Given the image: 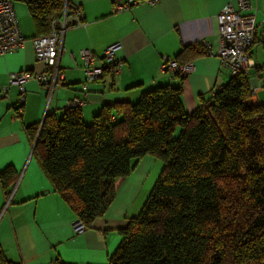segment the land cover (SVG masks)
I'll use <instances>...</instances> for the list:
<instances>
[{
  "label": "trees",
  "instance_id": "16d2710c",
  "mask_svg": "<svg viewBox=\"0 0 264 264\" xmlns=\"http://www.w3.org/2000/svg\"><path fill=\"white\" fill-rule=\"evenodd\" d=\"M16 1L36 36L51 31L65 4L74 9L68 0ZM186 50L181 64L203 54ZM251 97L249 76L239 74L189 113L182 88L160 86L135 103L105 105L91 124L69 106L28 131L41 168L86 229L113 204L117 179L147 155L163 162L109 264H264V103ZM15 176L11 167L0 172L7 195Z\"/></svg>",
  "mask_w": 264,
  "mask_h": 264
},
{
  "label": "crops",
  "instance_id": "0c3cea01",
  "mask_svg": "<svg viewBox=\"0 0 264 264\" xmlns=\"http://www.w3.org/2000/svg\"><path fill=\"white\" fill-rule=\"evenodd\" d=\"M230 1H143L117 9L128 0H68L81 9L84 22L65 33L60 59L64 84L49 97L36 80H29L25 103L20 105L19 86L11 85L3 92L11 74L41 73L47 67L37 59L31 42L37 34L29 9L14 0L28 40L21 49L0 54V172L11 167L16 173L9 195L0 179V264H53L58 257L69 264H109L123 239L120 229L141 212L163 171V162L150 155L142 158L131 175L117 179L116 198L107 213L78 232L80 222L41 168L28 128L40 126L47 115L63 116L76 98L86 101L81 109L85 122L91 124L105 105L135 103L144 91L160 86L182 88L185 109L195 112L232 79L217 55V15ZM252 4L259 33L251 49L254 66L249 84L256 88L251 99L258 104L264 103V46L259 39L264 0H252ZM204 39L211 43L210 49L201 45ZM115 43L121 44L116 57L124 61L122 70L87 81L82 50L91 51L100 64L106 48ZM184 50L187 58L189 53L203 52L187 62L193 64L188 76L181 78L161 69L165 57L177 60Z\"/></svg>",
  "mask_w": 264,
  "mask_h": 264
},
{
  "label": "built area",
  "instance_id": "2783aa9c",
  "mask_svg": "<svg viewBox=\"0 0 264 264\" xmlns=\"http://www.w3.org/2000/svg\"><path fill=\"white\" fill-rule=\"evenodd\" d=\"M143 1L155 3L158 0H128L127 3L118 4L117 9L128 8ZM69 10L72 11V15ZM71 16L73 22L70 21ZM83 22L84 16L81 9L77 6H74V9H69L68 4H65L62 18L53 22L51 31L31 39L36 57L45 63L46 70L41 73L28 71L12 73L9 85L3 88V92L7 93L11 85L19 86L21 93L19 104L23 105L26 99V83L29 80H36L45 88L48 96L52 97L56 89L61 87L65 81L60 63L64 49L65 33L72 25H81ZM217 24L220 39L217 55L223 66L229 70L231 76L239 74L249 76L254 66L251 59V49L259 33V27L256 23V10L253 7L252 0H232L228 2L217 15ZM259 39L264 46V22ZM27 40L21 30L14 0H0V54L4 55L21 49ZM201 45L205 49L211 48V43L205 39L202 40ZM120 48V43L108 46L100 64H97V58L91 51L82 50L81 56L84 61L87 81L102 78L106 72L119 73L124 65V61L118 60L116 57ZM161 69L163 71L171 70L175 75L184 78L193 71V64H181L176 59L165 57ZM251 93L252 95L256 94V88L251 86ZM85 103L84 99L76 98L69 102V106L82 107ZM76 230L82 232L86 228L82 224H78Z\"/></svg>",
  "mask_w": 264,
  "mask_h": 264
}]
</instances>
